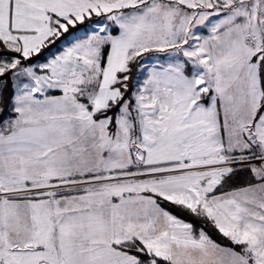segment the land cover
Here are the masks:
<instances>
[{"label": "snow or ice", "instance_id": "obj_1", "mask_svg": "<svg viewBox=\"0 0 264 264\" xmlns=\"http://www.w3.org/2000/svg\"><path fill=\"white\" fill-rule=\"evenodd\" d=\"M0 264H264V0H0Z\"/></svg>", "mask_w": 264, "mask_h": 264}]
</instances>
